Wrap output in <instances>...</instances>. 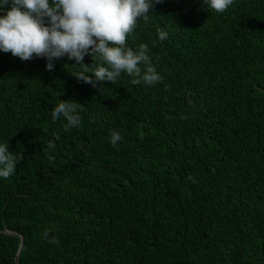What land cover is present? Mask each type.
<instances>
[{
	"label": "trees",
	"instance_id": "obj_1",
	"mask_svg": "<svg viewBox=\"0 0 264 264\" xmlns=\"http://www.w3.org/2000/svg\"><path fill=\"white\" fill-rule=\"evenodd\" d=\"M147 15L126 47L147 45L152 85L0 50V145L22 156L0 177V264H264V0ZM64 100L80 127L53 121Z\"/></svg>",
	"mask_w": 264,
	"mask_h": 264
},
{
	"label": "clouds",
	"instance_id": "obj_2",
	"mask_svg": "<svg viewBox=\"0 0 264 264\" xmlns=\"http://www.w3.org/2000/svg\"><path fill=\"white\" fill-rule=\"evenodd\" d=\"M9 0H2L0 7ZM207 7L223 13L233 0H205ZM153 0H11L6 14L0 16V50L23 60L46 57V68L52 71L53 59L65 55L83 63L91 55L93 63L88 72L72 73L78 80L95 86L96 81L115 84L122 73H127L133 84L152 85L161 82L147 55V45L135 50L126 47L137 19H148ZM47 18V23L45 19ZM158 38L167 39V33L157 29ZM94 58L103 63L94 64ZM143 65V68L141 67ZM91 73L92 75H89ZM63 117L65 129L81 126L78 104L64 100L53 108V121ZM111 142L121 140L119 133H111ZM50 149L54 143L48 142ZM22 156H14L7 145H0V177L8 178L15 172ZM51 242H56L55 238Z\"/></svg>",
	"mask_w": 264,
	"mask_h": 264
},
{
	"label": "water",
	"instance_id": "obj_3",
	"mask_svg": "<svg viewBox=\"0 0 264 264\" xmlns=\"http://www.w3.org/2000/svg\"><path fill=\"white\" fill-rule=\"evenodd\" d=\"M21 240H22V238H21ZM17 262H18V254H17L16 258H15V263L14 264H17Z\"/></svg>",
	"mask_w": 264,
	"mask_h": 264
}]
</instances>
